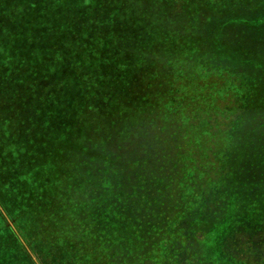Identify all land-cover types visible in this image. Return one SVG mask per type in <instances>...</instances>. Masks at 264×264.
<instances>
[{
  "label": "trees",
  "instance_id": "1",
  "mask_svg": "<svg viewBox=\"0 0 264 264\" xmlns=\"http://www.w3.org/2000/svg\"><path fill=\"white\" fill-rule=\"evenodd\" d=\"M119 1L121 23L98 57L89 23L73 19L80 4L93 12L96 0L40 6L51 41L44 50L27 45L26 56L38 60L43 77L53 70L58 79L61 70L81 116L69 112L64 122L97 131L98 139L44 140L26 99V106L0 105L1 259L210 264L193 250L229 210L225 264H264V63L235 52L230 34L245 17L261 31L264 0ZM29 5L9 0L4 10ZM9 47L7 38L5 63ZM12 48L21 66L28 57ZM84 51L91 58L80 65ZM15 73L14 95L20 87L31 95L20 67ZM131 139L135 149L152 141L153 171L131 160L134 149L125 153Z\"/></svg>",
  "mask_w": 264,
  "mask_h": 264
},
{
  "label": "rangeland",
  "instance_id": "2",
  "mask_svg": "<svg viewBox=\"0 0 264 264\" xmlns=\"http://www.w3.org/2000/svg\"><path fill=\"white\" fill-rule=\"evenodd\" d=\"M31 5L26 6L24 12L20 10L17 6L15 12L9 11L8 9L4 10L7 7L9 0H0V45L7 41V38L10 39V47L9 51V59L7 58L6 63L3 59L4 52L0 49V68H2L3 72L0 70V93L2 94V101H0L1 106H18L21 103H25L28 101V105L32 107L30 110L32 113H38V130L41 134H44V140H49L50 138H59L62 142H66L70 140V136L73 138L77 137L79 140L87 141L86 143H94L97 141L98 137L96 135L97 131L91 132L84 127L79 128L77 126L74 128L72 125L64 122L67 113L73 112L74 116H76L77 121L79 122V115L75 114L74 108L76 107L77 99L75 98L73 89L65 88L63 86L62 81L67 83L66 78H61V70H58V79L53 76V70L47 72V77H43L44 72L40 65H38V60L32 61V57L34 56H26L28 54L29 49L27 45L37 50H44V48L49 47L48 43L51 41L50 35L47 33V21L40 19L42 17L41 7L40 6H50L48 3H51V10L55 4H58V0H29ZM262 13H264V5L260 2ZM95 5L97 8L94 9L93 12L89 13L88 9H84L82 5H79V10L77 9V13L74 15V23L78 25L89 23V32L94 35V40H90L92 43V49L88 50L92 53V55L98 57L99 54L104 52V48L106 47L108 41L114 38L112 29L116 27V24H120V13H122L124 6L123 3L119 0H96ZM250 4L246 3V8ZM33 8V14H31ZM250 8L248 9V11ZM245 10L242 13V16L252 14V12H248ZM89 13L83 17V13ZM22 13V14H21ZM259 13L261 17L264 18V14ZM246 18V17H245ZM245 18L242 19L240 23H233L232 28H230V34L232 38L237 39V44L233 47L234 51L238 52V49H242V54L244 56H248L253 60L258 59V61H262L264 63V22L259 26L261 31H257L258 29L254 27L253 24L247 25V21ZM94 20V21H93ZM236 19L233 18V22ZM44 25L43 29H39ZM236 29L234 33L233 30ZM235 31V30H234ZM260 34L262 40L258 42H253L254 35ZM6 36V37H5ZM100 36V37H99ZM99 37V39H97ZM252 39V42H251ZM12 47L17 48L18 55L25 56L23 59L28 57L22 62L20 66V59L14 56L11 52L13 50ZM16 50V49H15ZM85 50V51H87ZM94 52H93V51ZM85 51L79 57V62L81 64H89L86 61L90 56H86ZM38 52V51H37ZM19 59V60H18ZM86 59V60H84ZM5 63V64H4ZM257 63V62H256ZM20 67L21 78L25 83V86L28 87L31 91V95L28 90L20 87V92L17 90V95H14L13 90L18 87V74L15 71H18ZM90 69H98L96 65L90 67ZM15 70V71H14ZM66 69L62 67V71L65 72ZM32 73L34 75H32ZM255 71L252 72V74ZM251 77V81H257L259 79V75L257 73L253 74ZM264 77V74L262 75ZM4 81L5 85L2 84ZM61 83V84H60ZM34 92V94H33ZM11 99L10 101H7ZM49 107L55 109V112L47 114L49 111ZM24 110V106H23ZM60 112V114H59ZM98 110L94 109L93 114H97ZM12 118H17L15 115H11ZM88 118V117H87ZM101 130V129H100ZM99 130V131H100ZM98 131V133H100ZM55 135H57L55 137ZM154 143V142H153ZM152 141L147 139L143 145L139 146V149H135L132 144L128 146L125 153H129L132 149L135 150V157L131 159L136 162V164L142 165V167L146 168L148 171H153L154 166L153 163L150 162L151 156V146ZM121 145V144H119ZM147 145V146H146ZM121 150L118 149L117 154H120ZM124 152V151H122ZM146 152V153H145ZM83 154V153H82ZM128 183V182H127ZM8 221V225L11 227L12 222ZM233 217L232 213L228 210L220 222L214 225L206 236H203L199 243L194 248V254H198V258H202V261H207L210 264H225L222 249L224 247L225 238L229 237L230 231L234 228L233 226ZM12 228H14L12 226ZM15 230V229H14ZM16 231V230H15ZM1 253V251H0ZM34 264H40L34 258V256L30 257ZM5 259H1L0 256V264H5ZM29 263V262H28Z\"/></svg>",
  "mask_w": 264,
  "mask_h": 264
}]
</instances>
